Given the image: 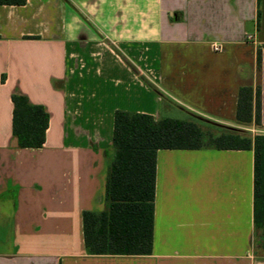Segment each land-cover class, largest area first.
<instances>
[{
    "label": "crops",
    "instance_id": "crops-1",
    "mask_svg": "<svg viewBox=\"0 0 264 264\" xmlns=\"http://www.w3.org/2000/svg\"><path fill=\"white\" fill-rule=\"evenodd\" d=\"M258 84L262 126L240 124V88ZM14 94L46 108L42 148L18 146ZM118 110L264 135V0L0 5V264H264L253 150H159L152 253H88Z\"/></svg>",
    "mask_w": 264,
    "mask_h": 264
},
{
    "label": "trees",
    "instance_id": "trees-1",
    "mask_svg": "<svg viewBox=\"0 0 264 264\" xmlns=\"http://www.w3.org/2000/svg\"><path fill=\"white\" fill-rule=\"evenodd\" d=\"M26 0H0V5H23ZM262 67L258 48L257 73ZM5 81V78H2ZM13 135L23 149L46 143L50 116L25 95L12 96ZM240 124L262 126L261 86L240 88L237 106ZM114 154L106 186V209L83 214L87 251L96 256H146L152 253L155 227L156 157L159 150L254 151V226L264 235V135L248 137L195 116L185 119L118 110L115 113Z\"/></svg>",
    "mask_w": 264,
    "mask_h": 264
},
{
    "label": "built area",
    "instance_id": "built-area-1",
    "mask_svg": "<svg viewBox=\"0 0 264 264\" xmlns=\"http://www.w3.org/2000/svg\"><path fill=\"white\" fill-rule=\"evenodd\" d=\"M246 38H247L248 41L253 40V36H252V35H247ZM214 50H215L216 52H219V51L221 50V47L216 46V47H214Z\"/></svg>",
    "mask_w": 264,
    "mask_h": 264
},
{
    "label": "rangeland",
    "instance_id": "rangeland-1",
    "mask_svg": "<svg viewBox=\"0 0 264 264\" xmlns=\"http://www.w3.org/2000/svg\"><path fill=\"white\" fill-rule=\"evenodd\" d=\"M240 132H241V131H240ZM2 240H3L4 242H7V238H3Z\"/></svg>",
    "mask_w": 264,
    "mask_h": 264
}]
</instances>
